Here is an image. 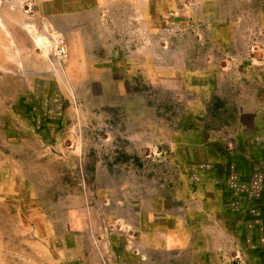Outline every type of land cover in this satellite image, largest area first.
<instances>
[{
    "label": "rangeland",
    "instance_id": "374dc122",
    "mask_svg": "<svg viewBox=\"0 0 264 264\" xmlns=\"http://www.w3.org/2000/svg\"><path fill=\"white\" fill-rule=\"evenodd\" d=\"M262 20L264 0H0L25 65L0 68V264H264V157L251 188L212 166L228 82L264 86Z\"/></svg>",
    "mask_w": 264,
    "mask_h": 264
},
{
    "label": "crops",
    "instance_id": "0c3cea01",
    "mask_svg": "<svg viewBox=\"0 0 264 264\" xmlns=\"http://www.w3.org/2000/svg\"><path fill=\"white\" fill-rule=\"evenodd\" d=\"M260 25L264 26L263 20L260 22ZM2 35L0 47L3 46L4 50L0 49V68H25L23 59L17 56L16 53L14 55L7 50L9 49L8 41L11 40V36H8L6 33ZM231 35L230 40L232 39ZM30 40L33 42L32 38ZM239 69L243 76L242 80H230L231 82H228V85L232 88L237 87L235 89L239 90L236 94L237 96L232 99H235L233 105L237 103L236 111H231L232 115L229 118L230 121H236V126L228 134V145L223 149L224 160L218 162L216 157H214L212 166L218 172L221 169L223 171L227 169L230 175H234L232 176L234 179L239 180L243 179V177L246 179V176L250 177L248 181H241L240 183L242 187L251 188V186L260 184L262 179L261 175L252 173V169L255 170L258 161L264 157V102L262 98L264 86L262 82L263 78H258L257 72H248L246 68ZM258 195L259 192L256 193V196ZM225 196L226 194H223V199H225ZM213 197L212 201L214 202L220 200L219 193H216ZM216 217L220 218L222 215L217 214ZM174 235L175 238L178 237L177 233ZM180 238L184 239L183 236H180ZM174 240L170 239V243H178L177 239ZM211 247L209 246V249L213 250L214 244Z\"/></svg>",
    "mask_w": 264,
    "mask_h": 264
}]
</instances>
